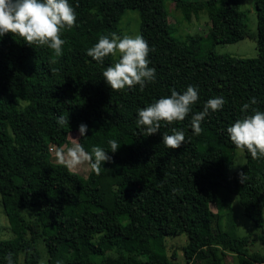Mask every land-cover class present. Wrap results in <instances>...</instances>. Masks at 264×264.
Instances as JSON below:
<instances>
[{
  "label": "trees",
  "instance_id": "trees-1",
  "mask_svg": "<svg viewBox=\"0 0 264 264\" xmlns=\"http://www.w3.org/2000/svg\"><path fill=\"white\" fill-rule=\"evenodd\" d=\"M170 1L186 21L207 15L209 47H199V35L180 40L171 34L165 0H69L77 19L62 30L66 44L60 57L11 33L0 37V198L12 233L0 239V264H7L9 253L13 264L21 258L23 264H43V253L45 264H176L166 237L179 234L187 237L183 264H194L196 256L222 264L228 251L237 264L264 262V255L250 252L252 239L237 234L231 207L238 196L243 214L256 228L264 226V157L253 159L243 150L245 162L230 176L236 147L226 131L251 114L241 107L252 97L257 100L252 107L264 111V0H253V58L213 48L249 35L239 0ZM126 9L138 11L139 34L152 49L149 67L156 79L143 91L139 85L112 91L102 73L115 58L101 64L86 54L100 35L126 34L119 26ZM189 85L199 93L189 115L143 135L138 109L173 89L182 94ZM214 97H224L225 104L209 110L202 133L194 134L192 115ZM61 115L68 125L57 123ZM80 123L88 128L78 143L88 152L100 146L112 157L99 175L90 169L83 177L48 155L50 145H67ZM172 128L185 133L177 149L162 141ZM109 139L120 143L115 153ZM53 204L60 205L47 206ZM258 237L264 242V234Z\"/></svg>",
  "mask_w": 264,
  "mask_h": 264
},
{
  "label": "clouds",
  "instance_id": "clouds-1",
  "mask_svg": "<svg viewBox=\"0 0 264 264\" xmlns=\"http://www.w3.org/2000/svg\"><path fill=\"white\" fill-rule=\"evenodd\" d=\"M76 19V12L69 0H0V37L11 33L30 46H47L56 57L62 56L66 44L61 38L62 30L66 27L71 29L76 24ZM151 50L140 34L120 36L113 32L100 35L98 41L86 50V54L101 64L108 56L115 58L114 63L107 66L102 73L104 81L112 91H121L136 85L143 91L147 83L156 79L155 68L149 67L148 55ZM198 99V90L192 85L187 86L182 94L173 89L170 95L161 96L146 107L138 109L137 127L143 129L145 136L155 134L161 128V122L172 124L183 121ZM225 102L224 97L210 98L202 111L192 115L191 128L194 134L202 133L201 122L209 110L215 112ZM256 104L255 97L250 99V103H244L241 112L248 113L251 109V114H245L226 129L232 144L237 149L246 150L253 159L264 157V111L252 107ZM57 123L68 125V117H57ZM87 128L86 124L80 123L79 136H86ZM162 141L169 149L180 148L185 142V133L181 129L172 128L171 134L162 133ZM108 145L113 153L120 147L116 139H109ZM56 156L59 163L68 168L87 163L96 175L101 173L103 162L112 161L104 148L93 145L91 152H88L78 142L66 151L58 149ZM239 178L243 183L246 176L241 172ZM172 191L179 194L181 190L174 188ZM5 259L7 264H13L11 253ZM56 264H62V261H57Z\"/></svg>",
  "mask_w": 264,
  "mask_h": 264
},
{
  "label": "rangeland",
  "instance_id": "rangeland-1",
  "mask_svg": "<svg viewBox=\"0 0 264 264\" xmlns=\"http://www.w3.org/2000/svg\"><path fill=\"white\" fill-rule=\"evenodd\" d=\"M241 9L247 10V25L249 30V35L240 41L234 43H216L214 44V51L220 54H229L231 56L242 57V58H253L257 56L256 40L255 34L257 32V17L256 11L253 4V0H239ZM165 10L168 12V22L171 34L177 39H182L186 35H193L202 38V40L197 41L199 47L206 46L209 47L211 40L209 37V26L210 21L204 12H200L197 16H192L189 21H186L182 13L175 9L174 5L170 0H165ZM122 22V23H121ZM139 13L137 10L126 9L123 13V17L119 23L122 30L128 35L139 34ZM202 49V48H201ZM79 133L78 131H72L68 134L69 143L60 148L55 145H50L48 148V155L54 162H59L56 152L58 149H66L72 144L78 142ZM245 162V155L243 150L235 149L234 163L229 170V175L240 168ZM72 171L77 172L83 177H86L89 173L90 166L85 163L76 168H70ZM224 176H222V179ZM60 204L47 205L52 207H58ZM231 207L235 215L237 234L240 236L248 235V238L252 239V243L249 244L250 252H257L258 254L264 255V242L258 236L264 234V226L262 228H256L251 220H249L243 214V208L239 202L238 196L234 195L231 202ZM211 209L216 211V208L211 204ZM24 212V211H23ZM264 216V209H263ZM12 236L11 231L8 228V222L5 215V211L0 198V239H8ZM187 237L185 234L172 235L166 237V244L168 249V254L171 256L173 253L176 255L174 259L176 264H183L182 256V246L186 244ZM222 264H237V256L233 252H226L222 255ZM45 254H42V263L45 264ZM19 264H23L22 258ZM194 264H211L210 259H202L198 256L195 257ZM255 264H264L255 263Z\"/></svg>",
  "mask_w": 264,
  "mask_h": 264
}]
</instances>
